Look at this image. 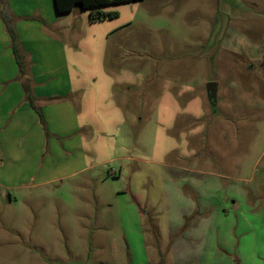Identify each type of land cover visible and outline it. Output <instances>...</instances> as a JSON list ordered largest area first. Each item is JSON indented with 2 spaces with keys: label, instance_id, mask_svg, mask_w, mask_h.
<instances>
[{
  "label": "rangeland",
  "instance_id": "374dc122",
  "mask_svg": "<svg viewBox=\"0 0 264 264\" xmlns=\"http://www.w3.org/2000/svg\"><path fill=\"white\" fill-rule=\"evenodd\" d=\"M104 10L119 15L72 12L58 35L86 38L77 79H111L126 120L101 114L113 134L93 143L97 161L115 158L0 197V264H264V0Z\"/></svg>",
  "mask_w": 264,
  "mask_h": 264
},
{
  "label": "crops",
  "instance_id": "0c3cea01",
  "mask_svg": "<svg viewBox=\"0 0 264 264\" xmlns=\"http://www.w3.org/2000/svg\"><path fill=\"white\" fill-rule=\"evenodd\" d=\"M4 4V8L0 4V197L10 195L12 201L11 190L57 184L96 172L103 162L114 159L96 160L102 146L94 139L113 134L100 116L104 114L112 125H122L126 117L117 112L120 103L109 87L110 77L103 79V85L87 86L72 73L70 55L80 56L86 38L74 43L73 49L58 35L69 28L64 19L70 13L74 12V20L82 16L90 21L89 16L76 7L59 13L54 0H6ZM9 9L18 20L14 26L25 55L23 74L2 16ZM118 141L123 147L131 146L122 137ZM106 146L110 151L109 141Z\"/></svg>",
  "mask_w": 264,
  "mask_h": 264
},
{
  "label": "trees",
  "instance_id": "16d2710c",
  "mask_svg": "<svg viewBox=\"0 0 264 264\" xmlns=\"http://www.w3.org/2000/svg\"><path fill=\"white\" fill-rule=\"evenodd\" d=\"M133 0H54L56 9L59 13L71 12L76 5H80L82 9L89 10V18L91 21H103L106 19L114 18L119 15L116 10H104V7L110 4H118L129 2ZM9 8V7H8ZM7 8V9H8ZM3 19L7 25L8 31L11 36L12 46L15 54L16 61L19 65L20 71L23 74L25 71V55L23 54L19 36L13 21L16 19L14 15L5 10L2 14Z\"/></svg>",
  "mask_w": 264,
  "mask_h": 264
},
{
  "label": "water",
  "instance_id": "95a60500",
  "mask_svg": "<svg viewBox=\"0 0 264 264\" xmlns=\"http://www.w3.org/2000/svg\"><path fill=\"white\" fill-rule=\"evenodd\" d=\"M208 93L211 96L212 99L216 98L217 94V82H210L208 83Z\"/></svg>",
  "mask_w": 264,
  "mask_h": 264
},
{
  "label": "flooded vegetation",
  "instance_id": "af4514ba",
  "mask_svg": "<svg viewBox=\"0 0 264 264\" xmlns=\"http://www.w3.org/2000/svg\"><path fill=\"white\" fill-rule=\"evenodd\" d=\"M215 100V99H214Z\"/></svg>",
  "mask_w": 264,
  "mask_h": 264
}]
</instances>
